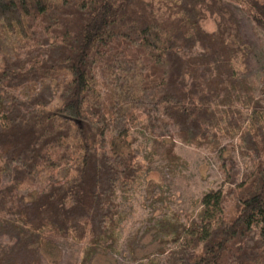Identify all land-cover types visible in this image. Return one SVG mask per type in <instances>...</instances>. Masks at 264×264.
I'll return each mask as SVG.
<instances>
[{
    "label": "trees",
    "instance_id": "16d2710c",
    "mask_svg": "<svg viewBox=\"0 0 264 264\" xmlns=\"http://www.w3.org/2000/svg\"><path fill=\"white\" fill-rule=\"evenodd\" d=\"M219 1L264 32V0H0V92L10 96L0 102V159L11 170L0 217L29 235L25 250L46 237L88 240L90 264L114 239V199L138 181L131 137L145 121L171 163L180 161L176 139L219 150L236 137L255 161L242 175L223 159L230 189L204 195L176 260L264 264V106L253 101L246 116L238 109L229 26L203 29ZM47 81L56 83L55 105Z\"/></svg>",
    "mask_w": 264,
    "mask_h": 264
},
{
    "label": "rangeland",
    "instance_id": "374dc122",
    "mask_svg": "<svg viewBox=\"0 0 264 264\" xmlns=\"http://www.w3.org/2000/svg\"><path fill=\"white\" fill-rule=\"evenodd\" d=\"M169 1L146 0L161 7L163 4L170 7ZM217 4L208 11L202 26L208 33L218 32L220 26H229L230 47L238 52L236 67L241 80L238 95L242 99L234 95L236 105L243 110L260 100L264 106V32L239 6L228 1ZM200 52L196 48L187 52L186 58L194 61ZM46 84L51 87L50 99L55 105L56 83L47 81ZM224 94L221 92V99ZM9 100L7 92L1 91L2 105ZM131 141L141 172L133 188L118 189L114 202L118 205L120 225L114 239L103 248L94 249L90 264H184L176 257L186 228L201 210L202 198L212 191L221 190L226 194L230 189L225 182L223 159H233L242 175L254 168L255 161L242 154L236 137L224 139L219 150L198 148L176 139L175 153L180 161L171 163L164 157L165 146L154 143L145 121L134 128ZM0 169L5 171L0 172V190H3L10 186L11 170L6 168L3 159H0ZM5 218L0 217V264H83L86 249L91 245L88 240L78 245L71 239L46 237L25 250L29 235L20 226L8 224ZM16 233L21 237L18 244L11 239Z\"/></svg>",
    "mask_w": 264,
    "mask_h": 264
}]
</instances>
